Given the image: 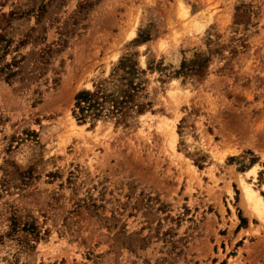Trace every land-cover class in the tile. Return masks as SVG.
I'll list each match as a JSON object with an SVG mask.
<instances>
[{"label": "rangeland", "instance_id": "obj_1", "mask_svg": "<svg viewBox=\"0 0 264 264\" xmlns=\"http://www.w3.org/2000/svg\"><path fill=\"white\" fill-rule=\"evenodd\" d=\"M0 53V264H264V0H0Z\"/></svg>", "mask_w": 264, "mask_h": 264}, {"label": "bare ground", "instance_id": "obj_2", "mask_svg": "<svg viewBox=\"0 0 264 264\" xmlns=\"http://www.w3.org/2000/svg\"><path fill=\"white\" fill-rule=\"evenodd\" d=\"M200 14L201 20L207 19L206 11H201ZM248 172H254V167H252ZM245 183V182H244ZM244 185V193L247 200L251 201L252 207L259 218L262 217V213L264 211V200L261 198L260 194L257 193L253 188H251L248 184Z\"/></svg>", "mask_w": 264, "mask_h": 264}, {"label": "trees", "instance_id": "obj_3", "mask_svg": "<svg viewBox=\"0 0 264 264\" xmlns=\"http://www.w3.org/2000/svg\"><path fill=\"white\" fill-rule=\"evenodd\" d=\"M0 57H1V53H0ZM8 66H10V64L8 63L7 64ZM76 105L79 107V109H83V106L81 105V102L83 101H87L89 98H88V95L87 93L85 92H79L76 96Z\"/></svg>", "mask_w": 264, "mask_h": 264}]
</instances>
